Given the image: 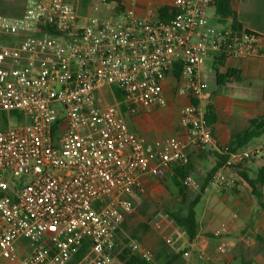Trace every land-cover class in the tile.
Here are the masks:
<instances>
[{"label": "built area", "instance_id": "2783aa9c", "mask_svg": "<svg viewBox=\"0 0 264 264\" xmlns=\"http://www.w3.org/2000/svg\"><path fill=\"white\" fill-rule=\"evenodd\" d=\"M14 1L0 0V264H110L122 255L152 263L151 250L119 232L133 196L147 195V176L188 164L187 144L167 139L148 150L119 107H164L162 84L178 66L180 95L190 99L180 124L190 144L227 157L212 182L233 186V171L264 147H216L200 71L210 57L264 58V37L211 18L214 0H175L166 22L124 11L86 23L66 0H23L19 14H3ZM113 88L119 106L100 99ZM185 183L199 188L191 176Z\"/></svg>", "mask_w": 264, "mask_h": 264}, {"label": "crops", "instance_id": "0c3cea01", "mask_svg": "<svg viewBox=\"0 0 264 264\" xmlns=\"http://www.w3.org/2000/svg\"><path fill=\"white\" fill-rule=\"evenodd\" d=\"M66 1L76 8L80 22L86 23L93 17L119 19L124 11H132L142 19L166 22L170 19L164 15L161 18L160 11L172 8L175 0H120L121 7L116 3L107 4L105 0ZM232 9L236 14L235 20L243 28L264 37V0H232ZM233 20L230 17L227 24ZM218 74L224 77L220 82ZM200 77L208 86L202 107L207 113L212 111L215 118L210 126L216 147H230L236 135L249 127L251 120L264 116V58L236 61L210 57L203 64ZM182 86L180 71L178 74L173 71L162 84L167 101L164 107L140 110L135 114L128 113L124 107L119 109L129 128L145 139L148 150L154 151L157 141L167 139L187 144V177H193L199 185L198 189L189 188L188 196L192 199L194 191L201 189L209 172L217 166L218 155L221 154L215 149L200 151L196 145L189 143L187 131L179 120L180 109L190 104L187 96L180 95ZM106 90L114 92L113 97L119 104L120 94L117 90ZM259 146L264 147V135L238 151ZM263 167L264 155L233 171L235 185L217 186L211 180L204 193L199 191L195 195L193 200L199 194L201 200L196 207L199 230L193 243L189 242L185 232L164 218H160L159 228L152 226L150 230L141 229L140 226L145 224L141 223L131 236L137 237L142 246L154 253L153 264H264V210L257 199L247 192L239 177V173L244 172L256 179ZM174 170L175 167L164 178L147 176L144 179L148 195L146 198L133 196L134 212L126 217L119 232V236H125H121L125 241L130 239L129 233H125L127 225L146 204L156 198L163 200L169 195L180 198V181ZM261 193L264 197V185ZM199 206H202L200 214L197 211ZM223 226L226 232L217 236L216 233ZM137 230H140V234L145 232L140 235L136 233ZM176 237L183 249L176 248ZM161 238H171L173 241L170 250L164 254L156 246ZM119 261L118 258H112L110 264H120Z\"/></svg>", "mask_w": 264, "mask_h": 264}, {"label": "trees", "instance_id": "16d2710c", "mask_svg": "<svg viewBox=\"0 0 264 264\" xmlns=\"http://www.w3.org/2000/svg\"><path fill=\"white\" fill-rule=\"evenodd\" d=\"M105 2L107 4L116 3L118 7H121L120 0H105ZM211 8L214 10L215 15L219 17L220 23H225L226 19L232 17L234 19L233 20L234 26L237 28H242V26L235 20L236 14L232 9V0H214ZM172 12H173L172 8L163 9L160 11V17L162 18L164 15L166 18L170 19L172 17ZM178 71H180V68L176 66L174 69V74H178ZM227 77H229V75ZM217 78L219 82L224 79V77H222L219 74L217 75ZM214 119L215 118L213 116L212 111L208 112L207 113L208 123L212 124ZM263 135H264V116L251 120L249 127L242 133L236 135V137L234 138L233 142L230 145V149L232 151H238L243 147L247 146L251 141L260 138ZM226 159H227L226 156L218 155V164L215 168L212 169L211 172H209L207 178L205 179V183L200 189L201 194L205 192L213 176L217 173L222 163ZM174 171L180 181L178 188L181 196V204L182 205L189 204V207L187 210L183 211V215L171 213L170 216L173 218L176 225L179 226L185 232L189 242L193 243L197 237L199 230L196 207L198 206L201 200V195L199 194L194 200L189 201V196H188L189 187L185 183L187 179V175L189 174L188 166H176ZM239 177L242 179L247 192L257 199L261 209L264 210V197L263 194L261 193V187L264 185V167L259 170L258 177L256 179L250 178L244 172H240ZM140 228L147 229L148 226L142 224ZM136 233H140V230H137ZM88 248L89 245L86 244L84 249L76 257V259L79 260L88 250ZM126 264H153V263H147L138 257H132L131 259L126 261Z\"/></svg>", "mask_w": 264, "mask_h": 264}, {"label": "rangeland", "instance_id": "374dc122", "mask_svg": "<svg viewBox=\"0 0 264 264\" xmlns=\"http://www.w3.org/2000/svg\"><path fill=\"white\" fill-rule=\"evenodd\" d=\"M22 5H23V0H15L11 4H5V5L2 6V8L4 10L3 13L5 15H10V16L17 15L22 10ZM209 16L211 18L215 17V12H214L213 9H211L209 11ZM113 95H114V92H112L111 90H106L105 89L103 95L100 96V99L103 100V101H106L108 103H111L113 105L119 106L117 99L114 98ZM18 123H20V120L18 118L12 119V125L13 126H16ZM195 191H194V195H193L192 199H189V201H192L193 198L195 197V195L198 194L200 190H195ZM147 195H148V193H147ZM147 195L146 196H142V198H146ZM188 207H189V204H185V205L181 204V196H180V198H177L175 195H169V197L163 198V200L159 199V198H156L155 200L152 201V203L146 204L145 207L143 209H141L139 211V213L136 214L135 217L132 218L131 223L127 225L125 233H129L128 235H130V239H127V241L133 240V241H137V242L141 243V241H139L137 239V237L131 236V234L134 231V229L138 225H140L141 223H145V225H147L148 229L150 230L151 227L152 226L155 227L154 224L159 222L162 218L166 219L167 222H169L172 225H174L175 228H177L180 231L184 232L179 226L176 225V223L174 222V220L170 216V214L173 213V214L183 215V211L187 210ZM201 210H202V206H199L197 208V211H198L199 214H200ZM144 232L145 231H142L141 234H143ZM121 236L125 237L124 235H121ZM121 236H119L120 239L122 241H124V242H127ZM172 243H173V241H172ZM171 245L172 244H167L165 242V238L164 239L161 238L158 242H156V246L160 250L161 254L167 253L170 250V248H171L170 246ZM175 246H176L177 249L178 248H182L183 249V247L180 246V241H179L178 237H176ZM18 252L21 253L22 249L18 248ZM118 259L120 260L119 261L120 264H126L127 256L122 255Z\"/></svg>", "mask_w": 264, "mask_h": 264}]
</instances>
